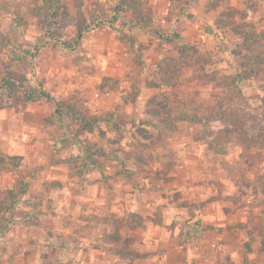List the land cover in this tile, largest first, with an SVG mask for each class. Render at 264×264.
I'll use <instances>...</instances> for the list:
<instances>
[{"label":"rangeland","instance_id":"1","mask_svg":"<svg viewBox=\"0 0 264 264\" xmlns=\"http://www.w3.org/2000/svg\"><path fill=\"white\" fill-rule=\"evenodd\" d=\"M163 1L139 0L133 9H148L153 17L152 28L158 27L157 31L168 39L176 37L179 42L173 43L179 47L185 42L176 36L181 33L179 24L190 19L192 8L183 0H166L172 3L168 12V4ZM118 3L119 0H0V58H7L4 76L19 81L20 85L26 79L31 90L51 88L64 105L84 99L89 109L108 117L109 124L100 122L92 134L83 132L81 136L77 131L79 123L68 115L63 121L57 116L47 117L45 125L38 130L50 127L53 135L63 134L53 144L52 152L48 145L40 144L46 154L51 152L43 159L42 167L63 159L72 174L85 170V162L73 139L79 141L82 150L90 149L91 158L98 159L101 165H106L108 157H120L121 153L142 161L152 160L156 159L158 150L164 153L190 144L191 150L213 151L218 155L199 160L201 166L210 167L196 173L204 184L199 191L205 195L204 202L183 199L180 193H175L173 198L180 204V231L164 236L147 231L150 218L159 220V209L150 213L146 208L145 212L126 208L112 215L96 203L88 205L83 212L80 205L55 198L60 190L50 192L51 198H46L48 191L42 195L28 193L16 209H0V264H264V77L260 78L259 92L243 89L246 101L233 105L237 115L226 121H196L199 126L194 132L179 128L172 121H167L166 127L135 124L122 107L136 100L137 90L124 86L125 81L116 78L115 60H121L128 72L146 70L143 62L146 49L142 42L138 43V38L125 33L126 29L131 30L127 25L132 19L131 12L121 15L115 27L108 22ZM206 6L219 9L218 22L223 25L235 19L238 23H253L264 31V0H240L237 5H232L231 0H208ZM165 13L170 28L163 30L159 28L163 21L160 15ZM226 29V33L217 36L214 30L205 28L220 44L239 42L240 37ZM114 30L121 39L127 40L124 47L118 48V54H115L117 48L110 46ZM198 41L202 51L199 55L209 61L204 63L202 58L198 65L204 64V67L184 69L185 77L189 73L192 80H197L195 91L184 92L190 114L196 106L205 105L212 86L209 79L235 73L232 60L218 69L213 50H203L206 42ZM236 59L238 63L241 61ZM132 83L138 84L135 80ZM15 85L19 84L15 82ZM21 92L18 89L11 97L0 93V105L22 103L18 96ZM193 94L197 95L196 103L191 102ZM37 102L47 106L51 101L44 98ZM229 102L223 100L220 105L227 107ZM177 131L184 138L180 139V145L173 147L170 135ZM1 147L6 149L7 144L1 143ZM20 159L22 168L32 167L30 159ZM222 166L226 168L223 173ZM14 182V174H2L4 187H11ZM221 190H228L227 200H220ZM77 192L75 187L73 194ZM120 192L119 199L123 193ZM194 192L196 188L189 187L184 195ZM115 204L119 209L120 202L115 200ZM89 209L93 212H87ZM207 212L208 219H204ZM195 220H200L202 227L214 226L223 231L206 232V240L189 241L183 233L190 231V223ZM177 222L174 220L172 224L176 226ZM97 224H101L100 229L93 228ZM206 249L211 253L208 258L204 256Z\"/></svg>","mask_w":264,"mask_h":264},{"label":"crops","instance_id":"2","mask_svg":"<svg viewBox=\"0 0 264 264\" xmlns=\"http://www.w3.org/2000/svg\"><path fill=\"white\" fill-rule=\"evenodd\" d=\"M159 1L162 2V0ZM164 1L168 4L166 8L168 7L167 11L169 12L172 3H168L166 0ZM183 1L192 9H190V19H186L179 24L181 39L185 42H195L198 40L206 42L203 45V50H205V48L213 50V54L215 55L213 60L218 69L220 68L221 70V68L226 66L229 60H232L233 66H235V71L238 70L240 61L238 63L236 58H241V56L235 54V50L240 43L239 37H237L239 42L234 45L224 41L223 45L218 43V40L214 39L212 35L205 30V28L208 27L210 31L214 30L217 36L218 34L223 35L226 33V28L231 31L228 26L218 22L217 16L219 14V9L208 8L206 6L208 0ZM238 2H240V0H231L232 5H237ZM1 14L2 12L0 10V16H2ZM166 15L167 13L160 15L163 21L161 20L162 23L160 22L159 28H162L163 30L170 28L169 21L167 22L164 18ZM180 19H182V16ZM157 29L158 27L152 31L153 33L142 32L137 28L125 30V33H131L136 39L138 38V43L142 42L144 44L143 46L145 47L143 48L146 50H144L143 62H145V67L147 68L146 70L142 69L138 72L131 69L130 72H128L123 67L122 61L118 59L115 60L118 67L115 76L117 79L125 81L123 82L125 83L124 86L134 87L137 90L138 96L136 100L134 102L125 103L122 107L124 112L130 117V119H132V122L142 126H153L154 124H157L166 127L165 125L168 123H164L161 121L162 119H159V117L154 116L149 112L147 103L152 97L160 94V91L164 89V86H159L161 79L157 73V65L154 63L164 56H177L179 53V47L173 42L179 41H177L174 36L169 39L163 37ZM113 33L112 36L114 38H111L110 46L116 47L117 50L115 54H118V48L124 47L127 40L121 39L118 36L119 34L117 31L114 30ZM151 38L152 41H149ZM224 56L227 58H223ZM6 59V57L0 58V79L4 75V62ZM189 69L191 68H188V70ZM123 73L125 75H123ZM184 78V85H182L183 92L186 91L191 93L195 91L197 80H192V78L189 77V73L186 74V77L184 75ZM133 80L138 83L137 86L133 85ZM240 87L242 88V91L245 89L246 92H259L260 79L243 80L240 83ZM211 88L212 86L208 89L209 92L211 91ZM43 89L56 96L51 88L43 87ZM18 96L22 99V103L0 105V151L6 154L22 157L23 160L26 158L30 159L32 161L31 166L39 169V177L31 181L27 194L38 193V195H42L44 191H48L49 193L46 195V198H51L50 192L60 190V192H57L55 198L80 205V207L83 208V212L88 208V205H95L96 203L106 207L108 212L112 215V212L117 210L121 211V209L125 210L126 208L137 211H142V209H144V212L146 208L150 213L159 209V220L155 221L150 218L147 231H157L164 234V236H167L170 233H175L177 230L178 232L180 231V216L178 215L180 204L178 203V200L175 201L173 198L175 193H180V197L182 195L183 199L204 202L205 195L202 192H199L202 190L201 188L204 184H202V182L196 177V173L199 170H202V172L209 170L210 167L207 166L205 168V166H201L202 161L199 162V160L206 156L218 157V155L213 151L191 150L190 144L187 147L177 148V150L174 148L173 151L164 153L158 150V152L155 153L156 159L153 157L152 160L145 159L142 161V159H137L134 156L125 155L123 153H121L122 155L120 157L113 159L106 155L108 157L106 165H101L98 159L95 160L91 158L92 155L89 153V150H82V147H79V141L73 139L74 144L80 151V157L85 162V170L72 174L70 167L67 166L65 163L66 161L63 159L57 162H48L43 169V159H46L51 155L53 144L58 141L63 133L53 135L50 127H44L45 130L38 129L45 125L47 117L57 116L59 121L66 119H60V116L56 114V104L51 100L52 103L50 102L45 106L37 104V100H44L43 97L25 100L23 92L18 93ZM45 100L48 99L45 98ZM90 111L91 113L99 114L91 109ZM69 118L72 121L79 123V121L74 118ZM178 121H172L171 123L179 126V128L186 129V131L189 130L190 132H194L199 126L196 121H190L189 119ZM104 122L109 124V121ZM93 132L94 130L85 133L92 134ZM78 135L81 136V134ZM170 136H173V147L174 145H180V139L184 138L181 131H177L175 135ZM190 136L191 135H189V137ZM3 142L7 144L6 149H2L1 147V143ZM41 143L48 145L51 152L46 154L41 149ZM87 155L92 162L86 164V159L84 157ZM220 157H222V155ZM54 171H56V173ZM220 171L223 173L226 171V168L222 166ZM138 174L141 175L140 178L137 177ZM154 174H157V176L154 177ZM222 179L227 178L222 176ZM219 185L220 188H222V183ZM227 186L228 185H226V187ZM75 187L78 190L76 195L73 194V189ZM189 187L196 188V192L185 196L184 191L186 189L188 190ZM118 191H121L120 193L123 192L118 195L121 197V200L125 201L124 203L117 197ZM79 193H81V195H79ZM170 193L173 194V196L168 195ZM228 194V190H226V192L225 190H221L220 200H227ZM38 195H33V197H38V199L43 200V198ZM115 200L120 202L119 209H117V203L115 204ZM29 205L31 206V204ZM88 211L93 212L91 209L87 210V212ZM205 215L206 217L204 216V219H208V212L205 213ZM174 220L178 221L176 226L172 224V221ZM100 225L101 224H97L93 228L100 229ZM164 240H166L165 237ZM169 251L171 250L168 249V252Z\"/></svg>","mask_w":264,"mask_h":264},{"label":"trees","instance_id":"3","mask_svg":"<svg viewBox=\"0 0 264 264\" xmlns=\"http://www.w3.org/2000/svg\"><path fill=\"white\" fill-rule=\"evenodd\" d=\"M138 1L119 0L112 17L108 19L110 25L115 27V23L118 22L121 15L131 12L132 19L127 25L142 32L153 31V17L150 11L148 9H133ZM219 20L220 18H218ZM225 25L240 37V43L235 50V54L241 56L238 70L228 77L209 79L210 83L212 82V88L204 100L205 105L196 106L194 113L190 114L186 108L187 99L182 90V84L185 81L183 72L186 68L197 70L204 67V64L198 65V61H201L204 56L199 55L202 52L199 47V41L181 42L177 56H166L157 64V73L161 79L159 86H164V89L160 91V94L148 101L149 112L161 118L164 123L183 119H191L197 122L210 121L212 119L226 121L228 118H233L237 115L233 111V105L246 101V97L240 87L241 81L264 77V31L258 30L253 23L248 21L238 23L235 19ZM161 35L165 37L163 33ZM176 36L181 39L179 34ZM202 61L208 63L209 60L204 59ZM15 82L19 85H15ZM22 83L20 85L19 81L3 75L0 79V93L11 97L16 90L21 89L25 100L36 97H44L51 100L56 104L55 112L60 116V119H64L68 115L79 121L78 134L92 132L100 122L108 121V117L106 118L102 114L91 113L84 99H78L73 104L64 105L51 92L43 88H39L37 91L31 90L26 79ZM191 97L192 95L189 98L191 99ZM196 98L197 95L195 94L191 102L196 103ZM223 100H230L227 107L220 105ZM262 118L264 122V113ZM262 131L264 132V125ZM84 158L86 159V164L92 162L88 155ZM21 163L20 157L8 156L0 152V209L2 211L16 209L18 202L27 194L31 181L39 177V169L34 167L22 168ZM8 172L15 175V182L11 187H4L1 184V177L2 174ZM190 224V231L183 233L189 241L206 240L208 236L206 232L219 233L223 231L222 228L214 226L202 227L200 220H195ZM209 249L204 252L206 258L211 254Z\"/></svg>","mask_w":264,"mask_h":264}]
</instances>
